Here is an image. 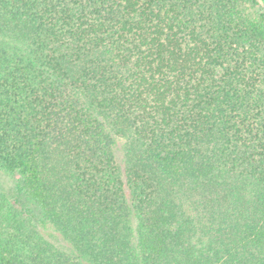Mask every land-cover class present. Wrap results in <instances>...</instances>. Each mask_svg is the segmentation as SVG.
<instances>
[{"label":"trees","instance_id":"16d2710c","mask_svg":"<svg viewBox=\"0 0 264 264\" xmlns=\"http://www.w3.org/2000/svg\"><path fill=\"white\" fill-rule=\"evenodd\" d=\"M0 264H264V0H0Z\"/></svg>","mask_w":264,"mask_h":264}]
</instances>
